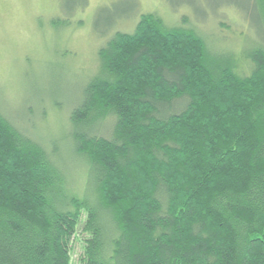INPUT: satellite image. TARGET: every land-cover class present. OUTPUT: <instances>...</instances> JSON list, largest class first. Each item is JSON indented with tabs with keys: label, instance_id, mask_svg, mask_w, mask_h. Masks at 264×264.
I'll use <instances>...</instances> for the list:
<instances>
[{
	"label": "trees",
	"instance_id": "obj_1",
	"mask_svg": "<svg viewBox=\"0 0 264 264\" xmlns=\"http://www.w3.org/2000/svg\"><path fill=\"white\" fill-rule=\"evenodd\" d=\"M232 4L238 49L113 32L58 139L0 105V264H264V0Z\"/></svg>",
	"mask_w": 264,
	"mask_h": 264
},
{
	"label": "rangeland",
	"instance_id": "obj_2",
	"mask_svg": "<svg viewBox=\"0 0 264 264\" xmlns=\"http://www.w3.org/2000/svg\"><path fill=\"white\" fill-rule=\"evenodd\" d=\"M233 1L0 0L1 109L28 130L58 139L69 130L83 87L99 73L97 51L113 32L131 33L139 15L151 12L168 25L190 21L215 49H238L241 34L248 40L257 28L246 26ZM106 15L115 21L107 35ZM74 244L70 264H79Z\"/></svg>",
	"mask_w": 264,
	"mask_h": 264
}]
</instances>
